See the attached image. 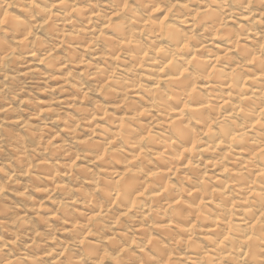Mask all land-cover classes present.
<instances>
[{
  "label": "clouds",
  "instance_id": "1",
  "mask_svg": "<svg viewBox=\"0 0 264 264\" xmlns=\"http://www.w3.org/2000/svg\"><path fill=\"white\" fill-rule=\"evenodd\" d=\"M0 264H264V0H0Z\"/></svg>",
  "mask_w": 264,
  "mask_h": 264
}]
</instances>
